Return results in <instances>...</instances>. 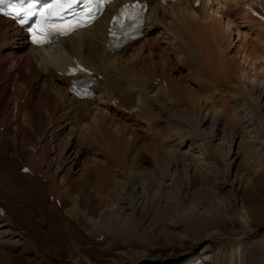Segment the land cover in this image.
Listing matches in <instances>:
<instances>
[{
  "label": "bare ground",
  "instance_id": "bare-ground-1",
  "mask_svg": "<svg viewBox=\"0 0 264 264\" xmlns=\"http://www.w3.org/2000/svg\"><path fill=\"white\" fill-rule=\"evenodd\" d=\"M120 1L124 0L111 2L103 15L99 17L93 25L74 31L68 34L66 38H59L57 43L51 44V46L48 47H34L29 45L27 40L24 38V35L13 27L8 18L0 17V96L2 95L3 99H6L9 102L11 100H8V98L13 95V100L15 101L13 108L9 110L8 114L6 115L7 118H5V115L0 117V126L4 124L6 125L5 130L3 129L4 132L1 134L6 136L8 133H10L13 136L12 140H16V136L19 135V139L21 138L23 142H19L20 146L25 145L32 147L30 152L25 150L27 147L23 150H17L16 148L7 146L5 144L6 150L3 151V154L0 152V197H3L4 204V212L3 214H0V228L5 225H10L9 215H12L16 218L15 222H21L20 217H25L31 222H28V224L25 225L24 222L23 225L20 226H18L17 223V229L18 227H22L24 230V228L27 229L26 227H28L27 230H24V233L26 231L30 233V230L41 231L42 235L38 234V238L35 236L29 237L30 243L24 244V249L26 251L27 246H30L37 252V254L39 253L38 260L40 261L38 264H166V262L172 258H181V256L184 255L182 251L177 252L173 248L162 251L163 249L161 250L155 247V245L151 242L149 243V241H147L148 244H144V241L141 240V236H139L142 234H139V231H135L137 228L136 226L141 225V223L137 222V217L133 213L138 210L141 204H145L146 197L143 196V192L148 189V186L158 187L159 190H163L164 186H176L181 181L184 182L182 177L183 175L187 174L186 170L188 169L190 162L192 163L196 158L194 155V148L198 147V144L196 141L192 140L194 135L198 137V140H200V135L204 132V130H207L209 127H211V130H208L204 134L205 136L203 135L204 137L202 138V145L206 150V148L211 146L213 140L216 138V135L226 129L227 124H225V122L221 123L219 121V118L225 115L222 114V116L217 117V111L213 112L209 109H202L201 107L203 105H199V99L202 98L197 97L196 99V96L195 98L194 96H190V98H188L189 93L187 94L184 85L167 76L163 69H161L160 73L158 74L154 73L155 75L151 74L152 71L149 73L146 72V70H142L143 68L138 69L133 74L130 72V67L133 64H125L129 58V54H127L129 51L128 49L132 48L136 42L144 40L141 42L142 45L145 41H149L150 38L153 37L152 35L154 34V31L158 28H161L162 30L160 32L164 33L165 41L171 43L176 42L180 46L177 48L178 51L181 54H187L189 59L191 58L192 60H195V66H197L196 68L200 69L199 71L204 73L208 70H211L212 72L217 73L218 78L222 77V79H227V77H225L226 69L224 67V63L227 62L226 59L228 58H226L227 56L225 57L224 55L226 52H222L224 47H222L221 42L224 41V43L228 44V39L225 42L221 35H216L218 34V31H215V27L208 22V19L211 17H209L210 14L207 12L208 7L213 4L218 5L216 7V10L218 11V7H220L221 2L217 0H198L199 4L195 5L193 0H176L170 2V4L164 5L154 0H148L150 6L145 16L146 22L143 37L136 39L118 51L111 53L106 48V28L108 26V18L111 14V11L116 8L117 3ZM183 3L186 7L191 9V12L196 17H198L199 21L192 22H197L194 25L190 23L189 25L182 24L184 21L183 18L180 16V14H177L178 12L176 13L173 11L174 21H176V23L177 21H182L180 23L183 28H181L179 25L175 26V24H173L171 21L168 22L167 20L165 25V21L163 20L165 18H163V16L166 11L169 9L172 10L176 5H182ZM165 16L167 15L165 14ZM259 24L261 25L260 27L264 26V23L262 22H259ZM236 33L237 38L235 41L243 38V33L240 30L237 29ZM217 36L222 38L219 42ZM75 56L79 57L85 65L91 67L96 75L100 74V78L97 81L99 82L98 87L94 89L98 93L93 95L92 98L78 99L67 91L69 76H66L64 72L67 70V64L71 62V59ZM183 57L182 60L187 59ZM5 65L14 66L18 72H21L22 70L24 71V75L21 76L23 78L21 79L20 77L19 80L21 79V81L18 82L21 85L16 83L15 77L12 78L10 83V85L12 84V87L10 88H8L9 86L6 84L5 78L1 80L2 76H6L10 73V70H7L5 75H1V71L3 68H5ZM141 65L142 63H140V66ZM148 66H150V64ZM132 70H134V68H132ZM211 71L208 72L211 73ZM16 75L17 74H15V76ZM207 76L209 79L211 78L210 80H219L217 77L213 78L210 76V74ZM237 77H240V82L250 94V97L254 96L256 102H259L260 99L264 98V83L262 80H258V78L255 76H250V74L245 69L239 71ZM208 78L206 77V79ZM22 88L30 89L25 95V99L31 98L33 102L35 101L33 106L36 107L37 111H39L37 114L27 109V101V103L21 102V98L24 97L25 94L22 91ZM205 88L207 89L209 87ZM33 90H36V94L34 93L36 95H34L35 100L31 97ZM179 97H185L187 100H189L188 105L190 110H188L189 114L187 116L185 113H182L177 109L178 105H180ZM211 97L213 98L212 100L218 99V97L216 98L214 95ZM239 97L241 98V96ZM210 99L207 98L206 100L203 99L202 101L207 103V101ZM231 100L234 101L235 104H238L241 101L238 99ZM156 101L160 103V105H158L160 112L151 113V108ZM95 102L104 105L105 109H113V112L120 110L123 111V113H127L129 115L136 114L135 116L137 117H145L148 115L153 119L164 120L166 123H168V125L173 123V125H171L174 127L173 131L168 133L166 139L163 137L165 140L168 139V147H163V140L161 139L157 140V144L155 143L153 146L149 147L148 145L147 154L153 161L152 168L147 169L146 171H138L137 169L133 168V166L128 167L126 161L121 164L122 168L126 169L125 173L123 174L125 181L122 186L124 197L122 200L124 201L120 200L118 202L119 205L117 206L119 207L118 210H116V213H113L112 215L109 213L110 216H103L97 219H90L85 217L86 213L83 211L84 209L77 205L76 202L75 204L77 206H72L71 203L72 208H70V212L68 211L69 213L66 215V210L64 209L66 207L64 206L66 200H64L65 197L63 198L64 193L62 194V191L64 190L66 193H70L71 189L75 188L77 195H83V198L87 195L86 194L84 196V192L87 191H89V195L92 192L96 196H99L103 192L105 193L107 182L105 181L104 176L106 173L102 174L103 167L96 165V168H91L88 165L89 163H87L82 168L84 169V171H82L84 174L82 179L76 178L79 180L75 181L76 179L73 180L74 178L72 180H67L66 178L65 180L66 176H63L62 179L66 185L63 190H59L57 188L59 186L56 187L58 184L56 182L57 176L54 175V173H52L53 176H49L48 178L45 176V172L43 173V166L40 165V162L38 163L39 158L41 159L42 157H39L38 154H41L42 151L46 152L47 154L50 152L54 153V155L51 154L52 158L57 160V162H61V160L69 161L71 159L70 154L72 149L74 153H78L81 150L80 146L79 148H77L78 145L74 148H71L72 143H68L69 136L67 138L64 136V139L66 140L63 141L61 135L66 134V126L70 125L71 127L73 123H76V126H80V124L83 123L81 121L83 118H85L84 116L92 117L93 112L91 109L94 106H92V104ZM243 102L245 105L247 101ZM187 103L188 102H186V104ZM247 105L248 104H246V106ZM256 105L259 107L258 104ZM5 108H7V106ZM41 112L45 113H43L45 118L44 126H41ZM20 114L23 115V121H21V123H19ZM99 116L104 117L105 120H101L99 123L92 119L93 121H90V125H85V132L87 133L86 141L87 143H92L93 146L97 147L96 151L98 153H106L108 155L107 157L112 159L109 160V162H111L116 158V155H113L115 158L113 156L111 157L110 154H114V152H112L111 147H109L111 152L109 154V148L107 146H112L116 140L115 138L113 139L114 134L111 137L110 134L106 132L108 131L107 127L102 126V124L104 125V123L112 118L110 115H103V113H101ZM183 119L188 122L187 125H189V128L192 131L185 132L188 133V136L183 135L184 129H189L188 126L183 128L184 126L181 125V121H183ZM237 119L235 121L239 120ZM23 122H27V126H24ZM89 126H93L95 131L96 128H98V131H101L102 129V131L106 133L104 138L105 140L103 139L104 135L103 137L101 135L103 133L102 131V133H97V135L99 134L100 136H96L95 138L90 137L88 132L91 128ZM48 132L51 135L50 143L53 146L52 151L47 149L48 147L44 142V137L46 134H49ZM110 132L112 133V131H109V133ZM38 135L40 136L39 139H41L43 142L41 152H38L37 154L34 150V144L35 137ZM116 135L119 137V134L116 133ZM115 137L116 139H119L117 136ZM231 139V142H234L235 139ZM112 141L114 142L112 143ZM105 143L110 144L106 146ZM114 146H112V148H114ZM38 147L40 146L38 145ZM119 150L121 151V149L117 148V151L116 149L114 151H116L118 154ZM9 151H12V153L9 154ZM15 154L21 156L23 162L16 160L14 156ZM118 155L119 157L121 156L120 154ZM119 157L117 156V159ZM119 159L120 162H122L125 157L123 156ZM109 162L107 163L108 167L111 165ZM58 164L55 168V173L60 171L62 168L61 166L59 167ZM24 165H29L31 172H22L21 169L24 167ZM96 170L98 176L93 175ZM120 170L122 169L120 168ZM107 176L109 178V175ZM3 177L5 178V181H7L6 178H8L16 185H13L14 183L12 185L9 184L8 186L5 185L4 180L2 179ZM166 179L168 181L167 183L165 182ZM189 179L190 178L186 177L185 185L188 184L187 182ZM147 182L148 186L146 185ZM75 190L72 191V194L75 192ZM35 194H37V196L39 195V197L41 194V196L44 197V199L42 198L43 201H41V204L36 203L34 199ZM51 195H53L52 200L50 199ZM76 198L78 197L76 196ZM12 201L14 203L13 208L11 207ZM57 201L60 203V206L57 204ZM68 201H71V199ZM41 207H46L43 208V210L47 212V215L49 213L48 211H50V217L48 216L49 218H45V212L43 211H41L40 215L38 216V208ZM77 207H80L81 209ZM77 210L82 213L79 212L77 214ZM26 212L32 216V219L29 215L25 214ZM77 215L78 217L81 215L84 216L87 219V222L91 221L92 225L88 226V230L85 232H83L84 225L77 218ZM72 216L73 218H71ZM206 219L207 218L202 217L201 213L197 214V211H190L180 213L178 222L186 224L187 222L192 221L194 226L197 227V230H201L199 222H204ZM136 222L137 224H135ZM99 228L106 232L105 235L107 238H103L101 240L95 238V245L94 243L91 245L94 236H92V229L98 230ZM8 230L6 231L8 232ZM248 230H243L241 237H243L245 233H248ZM3 231V229H0L1 235H3ZM28 232H26V234H28ZM19 233L22 236L23 231H20ZM223 235H220L216 231L202 233V237H208L210 239L211 237H223ZM119 236H122V239L124 238L121 243H117L116 241L118 239L116 237ZM230 237L232 239L231 235ZM234 238H236L235 235L233 239ZM7 248V245H0L1 252Z\"/></svg>",
  "mask_w": 264,
  "mask_h": 264
},
{
  "label": "rangeland",
  "instance_id": "rangeland-1",
  "mask_svg": "<svg viewBox=\"0 0 264 264\" xmlns=\"http://www.w3.org/2000/svg\"><path fill=\"white\" fill-rule=\"evenodd\" d=\"M217 1L221 2L220 7H218V11L216 10V7L218 6L217 4H213L207 9L208 14H210L209 17H211L208 19V22L215 27V31H218V34L216 35H221L225 42L228 39V44L224 43L223 40L221 43L222 47H224L222 52H226L224 55L225 57L227 56L226 58H228L226 61H229L228 63L224 61V67L226 69L225 77H227V79L229 77V82L226 78L222 79L221 76H219L221 78H218L217 73L212 72L211 70H208L211 71V73L208 71L204 73L199 71L200 69L196 68L197 66H195V60H192L191 58L189 59L187 54H181L178 51L177 48L180 46L176 42L171 43L165 41L164 33L160 32L162 30L161 28H158L154 31V34L152 35L153 37H151L149 41H145L141 45V42L144 41L143 40L130 48L127 53L129 54L128 61L125 62V64L130 63L136 66L134 67L132 65L130 67V72L133 74L138 69L142 68V70H146V72L149 73L152 71L151 74H158L160 73V70L163 69L167 76L184 85L187 94L189 93L188 98H190V96H194V98L196 96V99L197 97L202 98L199 99V105H203L201 108L204 110L209 109L213 112L217 111V117L222 116V114L225 115L222 116L224 119L221 117L219 118V121L221 123L225 122V124H227L226 129L216 135V138L213 140L211 146L206 148V150H209V153L208 150L206 151L202 145V138L205 136L204 134L208 130H211V127H209L207 130H204V132L200 135V140H198V137L195 135L193 136L192 140L196 141L198 144V147L194 148V155L196 158L192 163L190 162L188 169L186 170L187 174H185L187 176L183 175L182 180H184V182L181 181L176 186H164L163 190H159L158 187L154 186L149 187L148 182L146 183L148 189L143 192V196L146 197V202L145 204H141L138 210L133 213L137 217V222L141 223V225L136 226L137 228L135 231H139V234H142L138 235L141 236V240L144 241V244L149 241V243L151 242L155 245V247L161 250L163 249L162 251L173 248L177 252H183L184 255L181 256V258H172L167 261L168 263L166 262V264H264V98L260 99L259 102H256L254 96L250 97V94L240 82V77H237L239 71L245 69L250 74V76H255L258 78V80H262L264 83V26L260 27L261 25L259 24V21L255 20L252 15H249L245 12L244 2L246 0ZM250 1L251 0H247V2ZM256 1L254 2L264 12V0ZM173 11L176 13L178 12L177 14H180L184 21H177L176 23V21H174ZM165 14L167 16H165ZM165 14V17L163 16V18H165L163 19L165 21V25L166 20L168 22L171 21L173 24H175V26H181L180 22L185 25H189V23L194 25L199 21L198 17H196L191 12V9L186 7L184 3L182 5H176L172 10L169 9ZM194 21L197 22L192 23ZM226 21H228L229 24ZM181 28H183V26H181ZM237 29L243 33V38L235 41L237 38ZM220 39L222 38L218 37V42ZM182 55L187 59L182 60ZM140 63H142L141 66ZM149 64L150 66H148ZM9 66L10 65H5V68H3L1 71V75H5V72L10 70L8 75L1 77V80L5 78L6 84L9 86L8 88H10L12 87V84L10 85L12 78L15 77L16 83L21 85L18 82H20L23 78L21 76L24 75V71L22 70L21 72H18L14 66H10L11 68ZM132 68H134V70H132ZM15 74L17 75L15 76ZM209 74L213 78L217 77L219 80H210L211 78L209 79L207 76ZM20 77L21 79L19 80ZM206 77L208 79H206ZM205 87H209L210 89H206ZM25 92H28L27 89ZM32 93L33 94L31 97L35 100L34 95L36 94V90H33ZM212 95H214L216 98L218 97L219 100H212ZM239 96H241V98ZM0 97H2L0 98V117H2L4 115L6 116L9 110H11L14 104V97L13 95L9 97L8 100H11L9 102L6 99H3L2 95ZM179 98L180 105H178L177 109L182 113H185L187 116L189 114L188 110H190L188 105L189 100H187L185 97ZM207 98L210 99L207 101V103L202 101L203 99L206 100ZM231 99H238L239 101L241 100L240 102L242 104L240 102L238 103L239 105L235 104ZM24 100L25 99H22L23 102ZM25 101L28 102H26L28 104L27 109L33 111L36 114L39 112L37 111L36 107L33 106L35 101L33 102L31 98H26ZM243 101H247L246 104L249 106H246V104L244 105ZM186 102L188 103L186 104ZM256 104H258L259 107ZM158 105H160V103L156 101L151 108L152 110L150 109L151 113L160 112ZM6 106L7 108H5ZM92 106L93 107L91 110L93 112V118L91 116H84L85 118H83L81 121L83 123H81L80 126H76V123H73L71 127L70 125L66 126V134L61 135L63 141L66 140L64 139L65 137L67 138L69 136L68 143H72L71 148H74L78 145L77 148L80 146L81 149H79L80 151L78 153H74L73 149H70L71 159L69 161L61 160V162H57V160L52 158L54 153H49V151H52L53 147L50 143L51 135L49 132V134H46L44 137V142L48 147L47 149L49 150V154L43 151V154H38V152H41L43 142L41 139H39V135L35 137L34 150L39 157H42L41 159L39 158L40 161L38 160V163L40 162V165L43 166V173L45 172V176L47 178L49 176H53L52 173L57 176L56 182L58 184L56 187L59 186L57 187L59 190H63L66 185L65 182H63V176H66L65 180L66 178L67 180H72L73 178V180L76 178L82 179V176H84L82 172L84 169L82 168L87 163H89L88 165L91 168H96V165L103 167V172H100H102V174L106 173L104 176L105 181L107 182L105 193H102L104 197L102 194H97L99 196H96L92 192V194L90 193L89 195V191H87L84 192V196L87 194L88 197L86 195L84 198H87L84 199L83 195H77L75 188L71 189L70 193H66L64 190L62 191V194L64 193L63 198L65 197L64 200H66L64 205L66 206L64 208L66 210V215H68L70 212V208L76 205V202L77 205L84 209L83 211L86 213L85 217L97 219L103 216H108L109 213L110 215L116 213V210H118L119 207L117 206L119 205L118 202L124 198L122 186L125 181L123 174L125 173L126 169H123L121 164L126 161L128 167L133 166V168L137 169L138 171H146L147 169L152 168L153 161L147 154L148 145L149 147L153 146L157 140L161 139L163 140V147H168L169 141L168 139H165L167 138L166 136L168 133L173 131L174 126H172L173 123L168 125V123H166L164 120L153 119L148 115L145 117H137L135 116L136 114L129 115L127 113H123V111L120 110H117L118 112H113V109H105L104 105L100 103L98 104L96 102L93 103ZM43 113L44 112L40 113L41 126L45 125V113ZM101 113H103V115H110L112 118L104 123V125L102 124V126L107 127L108 131L106 132H108L111 137L114 134L117 136V138H119L116 139V137L113 135V139L115 138L116 140V143L112 141V143L114 142L112 146L115 145L114 148L109 145L110 143H105L106 146L109 145L107 147H111L112 152H114V154H110V148H107L111 157L116 155V158L113 156L115 159L111 162H109V160L112 159L108 158L106 153H98L96 151L97 147L93 146L92 143H87L86 141L87 133L85 132V125H90V121L92 119L99 123L101 120H105L104 117L99 116ZM22 114H20L19 123L23 121ZM5 118H7V116ZM236 119L238 121H235ZM187 123L188 122L185 119L181 121V125L184 126L183 128H186V126L189 128ZM27 124L28 123L25 122L24 126H27ZM2 127L3 126H0V152L2 154L3 151L6 150L5 144L7 146L14 147L17 150H23L26 147L27 148L25 150H32V147L19 145L22 142L21 138L19 139V135L16 136V140H12L13 136L10 133H8L6 136L2 135L1 133L4 132L3 129L5 130L6 125L3 128ZM68 127L70 128L67 129ZM89 127L91 129L88 133L92 138L100 136L99 134L97 135L99 132L104 133L102 129L101 132L97 130L98 128H96V132L93 126ZM109 131H112V133H109ZM186 131L190 132L191 129H184L183 135L188 136V133H185ZM103 133L101 135L102 137L104 135V139L106 133ZM116 133L119 134V137L116 135ZM231 138L235 139L234 142H231ZM38 145L40 147H38ZM117 148L121 149V151L124 149L122 152L120 150L118 151V154L121 155L120 157H125L122 162H120V157L116 152ZM115 149L116 151H114ZM9 152L11 153L12 151ZM117 156L119 157L118 159ZM17 159H20V157H17ZM108 162L111 164L109 167L107 166ZM57 164L62 168L60 171L55 173L54 171L57 167ZM120 168L122 170H120ZM93 175H97V170ZM107 175H109V178ZM186 177L190 179L187 182L188 184L185 185ZM2 179L7 186L14 183L8 178H6L7 181H5L4 177ZM79 179H76L75 181ZM165 182H168L167 179ZM13 185L16 184L14 183ZM74 190L76 193L73 192L72 194V191ZM76 196L78 198H76ZM42 198L44 199L41 194L40 197L39 195L37 196V194L34 195V199L37 204H41V201H43ZM70 199L71 201H68ZM13 204L14 203L12 201V208ZM57 204L59 205L60 203L58 202ZM80 207L77 208L81 209ZM43 208L46 207L38 208V216L40 215L41 211H43L45 212V218L48 216L50 217V211H48L49 213L47 215V212L44 211ZM190 211H197V214L201 213L202 217L207 218L204 220V222H199L202 231L199 229L197 230V227L194 226L192 221H189L186 224L178 222L180 213ZM79 212L80 211L77 210V214ZM25 214L29 215L32 219L30 214L27 212ZM9 217L10 225H5L0 228L4 230L2 232L3 235L0 234V245L8 246L6 250H2L3 254L0 251V264H38L40 261L38 260L39 253L37 254V252L30 246H27L26 251L24 249V244L30 243L29 237L35 236L38 238V234L42 235L41 231L30 230V233L26 231L28 232V239L26 240V243H24V240L22 239L19 232H24V230H27L28 227H26L27 229L24 228L23 230L22 227H18L17 229L16 226L17 223L18 226H20L23 225L24 222V225L28 224V222H31L25 217H20L21 222H15L16 218L12 215H9ZM85 217L82 215L78 217L77 215V218L84 225L83 232L88 230V226L92 225L91 221L87 222ZM71 218H73V216ZM137 222L135 224H137ZM245 229L249 230L248 233L244 234L243 238L241 237V234ZM6 230H8V232ZM94 230L92 229V236L94 235L97 237L93 236V242H91V245H93L92 243H94L95 238L98 240L107 238L105 235L106 232L101 230V228ZM211 231H216L220 235H224L223 237L218 238L211 237V239L208 237H202V233ZM24 234L25 233H22V236ZM230 235L232 236V239ZM234 235L236 236V238H234L235 240L233 239ZM23 238L26 239V234ZM116 238H118L116 240L117 243H121L124 240V238L122 239V236Z\"/></svg>",
  "mask_w": 264,
  "mask_h": 264
}]
</instances>
